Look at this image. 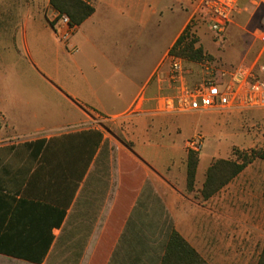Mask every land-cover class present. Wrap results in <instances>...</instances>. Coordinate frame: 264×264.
Here are the masks:
<instances>
[{
  "label": "crops",
  "instance_id": "crops-1",
  "mask_svg": "<svg viewBox=\"0 0 264 264\" xmlns=\"http://www.w3.org/2000/svg\"><path fill=\"white\" fill-rule=\"evenodd\" d=\"M16 2L22 6L25 0ZM142 4L100 0L93 5L95 13L78 26L71 45L79 48L76 35L99 18L116 14L141 24ZM12 18L0 16V35ZM187 24L141 84L131 79L126 83L125 75L114 82L109 75L102 82L94 63L92 79L84 75L77 88L51 81L62 96L54 112L39 114L41 104L25 100V124L16 125L0 109V141L6 142L0 144V168L11 166L4 183L16 198L15 203L0 204V241L6 234L11 246H49L41 264H160L169 235L177 231L210 264L236 262L238 250L252 258L258 234L252 220L253 197L220 191L208 200L200 194L202 203L195 200L187 190L189 153L176 144L177 129L183 126L179 115L157 112V96L169 87L158 82L157 72L165 68V59ZM24 43L31 55L26 33ZM116 73L123 74L119 69ZM110 122L117 123L114 129ZM94 133L102 136L101 142ZM42 141L44 145L26 146ZM201 162L200 156L197 188L204 185L213 164L201 172ZM36 169L38 187L31 190L28 183ZM22 200L25 206L18 208ZM32 202L65 210L61 225L51 227L50 210ZM0 260L37 264L4 254Z\"/></svg>",
  "mask_w": 264,
  "mask_h": 264
},
{
  "label": "rangeland",
  "instance_id": "rangeland-1",
  "mask_svg": "<svg viewBox=\"0 0 264 264\" xmlns=\"http://www.w3.org/2000/svg\"><path fill=\"white\" fill-rule=\"evenodd\" d=\"M16 1L0 0V16H13L10 23L1 27L4 34L0 35V109L16 125L25 124V100L41 104L39 114L54 112L62 96L51 83L67 89L77 88L84 75L92 79L94 63L101 70L102 82L109 75L113 82L122 80L125 75L126 83L131 79L141 84L191 19L197 46L220 66L229 68L241 62H253L262 49L259 37L264 30V6L257 7L251 0L241 1L234 22L220 37L210 30L201 11H196L198 0H142L141 24L133 25L126 16L116 14L105 20L96 19L91 27L83 26L82 32L76 35L75 41L80 43L77 49L71 41L78 27L67 41L62 40L60 32L63 30L60 29L65 28L62 16L50 7L48 0H25L22 6ZM86 1L93 6L100 0ZM46 18L54 24L53 29ZM25 33L31 55L25 52ZM187 61L185 79L190 85H196L200 82V69L192 62L202 61ZM117 69L123 74L118 76ZM171 92L169 87L165 89V93ZM176 118H180L183 125L177 129L178 146H185L186 141L197 133L204 137V148L199 153L201 172L218 160L241 163L245 154L264 148V110L195 113ZM115 124L110 122L109 128L114 129ZM2 127L6 129L5 124ZM4 143L0 141V144ZM230 183L221 191L253 197L252 220L258 227V234L252 247V258L245 255V250H238L236 262L226 264H258L264 244V161L255 160L232 185ZM202 187L197 188L196 184L195 192L191 194L195 200H202L201 203ZM2 263L6 264V261Z\"/></svg>",
  "mask_w": 264,
  "mask_h": 264
},
{
  "label": "built area",
  "instance_id": "built-area-1",
  "mask_svg": "<svg viewBox=\"0 0 264 264\" xmlns=\"http://www.w3.org/2000/svg\"><path fill=\"white\" fill-rule=\"evenodd\" d=\"M241 1L198 0L196 11H201L210 30L220 37L234 22ZM251 3L257 7L264 6V0H251ZM61 21L65 28L60 29L63 30L61 32L59 30L60 36L67 41L77 27L71 25L67 16H62ZM259 41L262 45L260 54L250 63L241 62L234 68H226L212 60L192 62L200 69L201 78L196 85H190L185 79L188 61L169 53L164 62L165 68L157 72V79L159 83H167L172 92H160L156 99L157 112L187 115L264 110V30ZM185 147L189 152L201 153L204 148L203 135L195 134L186 141Z\"/></svg>",
  "mask_w": 264,
  "mask_h": 264
},
{
  "label": "trees",
  "instance_id": "trees-1",
  "mask_svg": "<svg viewBox=\"0 0 264 264\" xmlns=\"http://www.w3.org/2000/svg\"><path fill=\"white\" fill-rule=\"evenodd\" d=\"M50 7L59 13V16H68L71 25L81 26L85 23L94 13L95 8L90 5L86 0H50ZM192 21L186 25L183 32L180 34L173 47L170 50V54L180 56L190 61H203L210 60L211 56H208L203 48L197 46L198 39L192 32ZM54 28V24L51 23ZM213 61V60H212ZM234 68V67H229ZM101 142L102 136L94 133ZM96 143L93 149L92 155L95 154L98 144ZM44 145L45 142H36L26 144V146H38ZM33 155V153H32ZM36 156V153L34 154ZM91 159V158H90ZM240 159V158H239ZM255 160L264 161V148L254 149L250 154H245L242 157V162L230 161V160H218L212 164L206 174V181L201 190V195L205 200L210 199L212 196L220 192L225 186H227L232 180L238 177L249 165ZM200 162L199 153H189L188 156V177H187V190L190 194L195 192L196 189V177L197 169ZM2 163H0L1 165ZM12 171L10 165H4L0 168V204L16 202V198L10 193V187L8 183H4V176L8 175ZM38 169L30 177L28 187L30 189H37L36 176ZM3 174V175H2ZM50 186L51 182H48ZM47 183V184H48ZM34 190V192H35ZM52 191V189H51ZM35 206L47 208L50 210V226H59L63 222L65 217V210L54 209V207L41 204L39 202H32ZM25 200L18 202V208L25 206ZM11 207V206H10ZM10 229V227H9ZM8 235V234H7ZM3 235L0 241V254L12 256L15 258L27 260L33 263L41 264L49 251V246L45 248L25 249L21 247L11 246ZM51 242V241H50ZM49 242V243H50ZM49 243L47 245H49ZM160 264H210L179 232L172 231L169 235L164 249V254L160 258ZM258 264H264V246L259 257Z\"/></svg>",
  "mask_w": 264,
  "mask_h": 264
}]
</instances>
